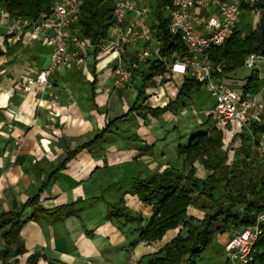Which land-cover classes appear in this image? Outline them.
<instances>
[{
  "label": "crops",
  "instance_id": "obj_1",
  "mask_svg": "<svg viewBox=\"0 0 264 264\" xmlns=\"http://www.w3.org/2000/svg\"><path fill=\"white\" fill-rule=\"evenodd\" d=\"M247 11L255 10L245 8L243 15ZM241 23L242 19L238 25ZM128 28L127 22L112 27L108 37L115 38ZM4 31L5 22L0 17V35ZM157 44L154 39L130 44L126 58L131 61L143 50L150 54L148 59H154L152 50ZM50 49L42 37L31 33L16 44L0 38V214L24 205L36 194H40L38 203L46 210L72 205L77 213L64 219H59L57 212L38 213L28 220L21 229L26 250L17 256L16 264H31L33 254L35 264H124L131 257L136 264L147 262L181 226L169 229L161 240L131 247L139 237L138 225L124 219L110 220L111 204L122 196L134 213L146 220L150 217L152 207L128 192L137 173L143 168L182 170L184 156H179V146H186L195 134L217 125L214 100L204 86L184 95L174 109L158 116L144 110L128 113L142 86L140 73L147 61L126 87L115 89V59L110 50L94 53L95 58H88L83 67L53 74L50 88L34 86L26 91L24 84L47 64ZM263 62L261 55L255 68L260 71ZM175 75L167 67L145 88L139 103L162 107L176 99L185 75L181 74L179 83ZM225 79L240 92L246 81L239 80L237 69ZM263 91L252 99L258 108H262ZM127 113L101 142L78 152L63 165L69 151L92 140L113 118ZM195 166L197 176H206L198 162ZM32 213V207L24 210L25 217ZM189 214L204 217V212L193 206Z\"/></svg>",
  "mask_w": 264,
  "mask_h": 264
},
{
  "label": "trees",
  "instance_id": "obj_2",
  "mask_svg": "<svg viewBox=\"0 0 264 264\" xmlns=\"http://www.w3.org/2000/svg\"><path fill=\"white\" fill-rule=\"evenodd\" d=\"M10 14H19L37 18L49 13L53 0H0ZM151 16L149 30L153 39L160 45L161 58L148 59L147 67L141 71L142 86L138 90L137 99L129 112L144 110L158 116L171 111L184 95L205 85L198 80L185 76L174 100L162 107H152L145 102L139 103L145 95L154 78L167 70V62L173 60V54H187L188 50L179 35H173L168 28V16L165 6L170 0H151ZM243 5V10L248 8ZM251 10L261 13L259 25L251 32L243 34L239 25L221 45L208 48L210 58L216 63H223V74L235 71L246 65V59L251 54L264 56V0H257ZM113 0H83L79 22L74 33L88 37L94 44L93 52L100 49L99 43L108 37L109 30L115 25ZM96 62L92 64L94 82L96 81ZM241 87L243 100H252L262 89L263 77L258 68H252ZM95 93L93 92V98ZM146 99V98H145ZM96 107V104H94ZM110 120L92 140L80 144L69 151L65 162L78 152L97 145L110 133L111 128L119 119ZM258 120H250L248 124L230 122L226 126L216 125L207 131L195 134L186 146H179V156H184V168L174 167L163 171L141 169L128 192L136 195L141 202L152 207V214L146 220L142 214L134 213L122 196L111 204L108 218L110 220L124 219L126 223H137L139 237L130 245L135 247L139 242L151 243L161 240L169 229L181 226L178 234L157 252L151 254L147 264H198L204 251L214 240L216 234L239 231L252 226L256 216L264 208V174L258 176L259 160L255 146L249 142L250 131L256 141H264V102L257 116ZM234 125L239 130H234ZM233 132L227 141V130ZM261 160H264L261 158ZM198 162L206 171L204 177L197 176ZM40 194L31 196L22 205H15L8 212L0 214V257L16 264L17 256L26 248L21 237V229L28 220L36 218L38 213L55 214L64 219L77 213L72 205L57 208L55 211L44 209L39 203ZM195 207L204 212V217L198 219L189 214V207ZM33 208V213L25 217L24 210ZM253 259L249 264H264V234L259 236L253 251ZM36 254L30 257V263L35 264Z\"/></svg>",
  "mask_w": 264,
  "mask_h": 264
},
{
  "label": "built area",
  "instance_id": "obj_3",
  "mask_svg": "<svg viewBox=\"0 0 264 264\" xmlns=\"http://www.w3.org/2000/svg\"><path fill=\"white\" fill-rule=\"evenodd\" d=\"M256 0H170L165 6L171 34L179 35L185 44L187 54H173L167 62L173 73L189 76L203 83L214 100L216 123L226 126L230 122L246 125L255 120L251 109L252 100H243L241 92L233 87L223 74L224 64L214 62L208 53L211 46L221 45L230 37L240 23L243 5L252 7ZM114 15L118 27L127 22L128 30L120 31L115 38L106 37L98 45L100 51L110 50L114 55L112 86L126 87L136 70L150 56L140 50L136 57L128 61L126 50L138 41L153 39L146 20L151 16V6L145 0H113ZM83 0H53L49 13L37 18L10 14L0 2V17L5 22V31L0 38L8 44L20 42L26 33L42 37L50 45L49 60L39 72L29 78L24 89L34 86L52 87L51 77L60 70L83 67L90 57L95 58L94 44L88 37L74 33L79 22ZM92 51V52H91ZM152 55L161 58L160 45L152 50ZM261 55L251 54L246 59L250 68L256 66ZM261 107V106H260ZM249 142L255 146L257 157L264 159V141H256L250 131ZM264 234V208L256 216L252 226L233 231L224 244L223 260L218 264H249L259 236ZM0 264H11L0 257ZM124 264H136L133 257Z\"/></svg>",
  "mask_w": 264,
  "mask_h": 264
},
{
  "label": "rangeland",
  "instance_id": "obj_4",
  "mask_svg": "<svg viewBox=\"0 0 264 264\" xmlns=\"http://www.w3.org/2000/svg\"><path fill=\"white\" fill-rule=\"evenodd\" d=\"M149 5L152 3L151 0H145ZM260 18H261V13L258 10H255L254 12H244V15L242 16V23L238 26L239 29L242 31L243 34L249 33L251 32L253 29H255L260 22ZM150 23L148 21H146V25L147 28L148 25ZM262 60V59H261ZM89 68H91V65H88ZM256 67V66H255ZM254 68V67H253ZM258 68V67H257ZM252 68L248 67L247 65L238 68L237 69V73L240 76L241 81H243L246 77V75H248L251 72ZM263 74V78H264V62L261 63V70H260ZM181 74L176 73L175 75V79L176 82L179 83L181 81ZM263 90H264V79H263ZM262 100L264 102V91L262 94ZM259 105L254 106L251 109V115L253 117H255V120H258V115L261 111V108L259 107ZM234 130L238 131L239 130V126H235L234 125ZM233 130L232 128L230 130H227V141L230 139L231 134H232ZM258 158V170L254 171V173H257L258 176L263 175L264 174V160H261V158ZM130 223V222H129ZM233 231H230L229 233L226 232L224 234H216L214 240L211 242V244L207 247V249L204 251L201 260L198 262V264H218L223 260V249H224V244L225 242L229 239L231 233ZM142 264H147V262L145 261Z\"/></svg>",
  "mask_w": 264,
  "mask_h": 264
}]
</instances>
